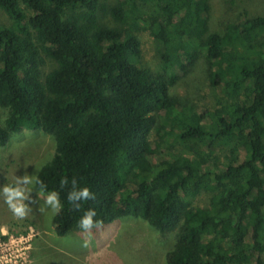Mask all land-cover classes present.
Masks as SVG:
<instances>
[{
	"label": "trees",
	"instance_id": "1",
	"mask_svg": "<svg viewBox=\"0 0 264 264\" xmlns=\"http://www.w3.org/2000/svg\"><path fill=\"white\" fill-rule=\"evenodd\" d=\"M246 1L225 0L214 31L211 0H0L27 26H0V147L23 129L52 137L37 178L59 193L57 236L82 231L92 208V232L131 216L172 235L166 264H264V17L240 12ZM140 30L198 91L203 60L220 105L199 112L170 96L142 65ZM72 179L95 198L69 202Z\"/></svg>",
	"mask_w": 264,
	"mask_h": 264
},
{
	"label": "rangeland",
	"instance_id": "2",
	"mask_svg": "<svg viewBox=\"0 0 264 264\" xmlns=\"http://www.w3.org/2000/svg\"><path fill=\"white\" fill-rule=\"evenodd\" d=\"M224 1L211 0L213 9L211 26L214 31L221 28L222 19L225 18L223 17V12L226 10ZM239 11L247 12L249 17H264V0L243 2ZM11 24L20 30L27 29L23 22L18 23L1 12L0 26ZM138 37L142 44L143 67L148 68L154 75H161L168 83L170 96L184 103L195 104L199 112L204 111L202 108L215 109L220 105L219 97L222 95L219 89L214 90L210 87V81L204 76L207 65L203 60L200 62L201 74L198 70L190 76L194 79V83L199 81L197 86H201L202 89L198 91L195 85H188V81L193 80H188V77L186 80H176L173 70L163 69L165 54L159 51L148 31L140 30ZM48 69L47 66L46 70ZM166 106L169 104L166 103ZM163 112L168 115L166 111ZM5 118L6 112L0 108V123ZM152 139L155 141V146H158L157 154L169 156L166 143H163L155 132L152 133ZM174 150H181L179 143L169 152ZM54 154L55 143L50 135L27 129L14 134L4 147H0V186L14 184L17 177L26 174L38 177L41 169L51 162ZM28 187L32 189L31 199L26 201L30 211L22 219L13 215L3 196L0 195V257L7 256L2 258V261L13 258L16 264L167 263L166 254L172 249L174 237L170 235L164 238L161 232L145 220L131 216L114 220L103 229L92 232L90 238L83 231L73 232L68 237L57 236L52 226L56 212L46 204L47 193L40 194V189L35 183ZM206 202L205 197L202 196L198 198L196 205L204 207ZM5 248H11L13 257L7 255ZM4 264L7 263L4 261Z\"/></svg>",
	"mask_w": 264,
	"mask_h": 264
},
{
	"label": "clouds",
	"instance_id": "3",
	"mask_svg": "<svg viewBox=\"0 0 264 264\" xmlns=\"http://www.w3.org/2000/svg\"><path fill=\"white\" fill-rule=\"evenodd\" d=\"M39 184L40 194H43L45 186L39 178L31 175H23L16 178L14 184H5L0 186V195L3 196L4 202L8 205L13 215L17 218H24L30 211L27 200L31 199L30 194L32 189L28 187L31 184ZM69 183L67 178L61 180V185ZM72 191H70L67 199L72 204L75 201H87L95 198V194L88 187H78L77 181L72 179ZM46 204L50 205L53 212H58L62 205L60 203L59 193L57 191L48 192L46 195ZM81 205L76 204L75 207L80 208ZM97 216L95 209H88L84 215L79 219L78 227L91 237L94 228H101L102 221L94 219Z\"/></svg>",
	"mask_w": 264,
	"mask_h": 264
},
{
	"label": "built area",
	"instance_id": "4",
	"mask_svg": "<svg viewBox=\"0 0 264 264\" xmlns=\"http://www.w3.org/2000/svg\"><path fill=\"white\" fill-rule=\"evenodd\" d=\"M11 248H5V252L7 253V255L8 256H10V257H13L11 254V250H10ZM7 256H2V258H6ZM2 258L0 257V264H4V261H5V263H7V264H16V262L13 260V258H9V259H5V260H3L2 261Z\"/></svg>",
	"mask_w": 264,
	"mask_h": 264
}]
</instances>
